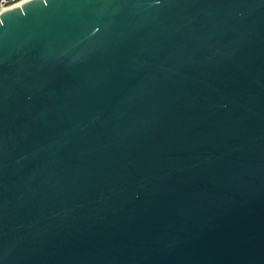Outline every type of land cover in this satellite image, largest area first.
<instances>
[{
    "label": "water",
    "instance_id": "obj_1",
    "mask_svg": "<svg viewBox=\"0 0 264 264\" xmlns=\"http://www.w3.org/2000/svg\"><path fill=\"white\" fill-rule=\"evenodd\" d=\"M0 264H264V0L5 12Z\"/></svg>",
    "mask_w": 264,
    "mask_h": 264
},
{
    "label": "built area",
    "instance_id": "obj_2",
    "mask_svg": "<svg viewBox=\"0 0 264 264\" xmlns=\"http://www.w3.org/2000/svg\"><path fill=\"white\" fill-rule=\"evenodd\" d=\"M32 0H0V17L15 8H20Z\"/></svg>",
    "mask_w": 264,
    "mask_h": 264
}]
</instances>
